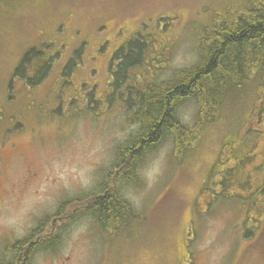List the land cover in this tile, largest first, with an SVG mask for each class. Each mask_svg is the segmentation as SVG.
I'll return each mask as SVG.
<instances>
[{"label":"rangeland","instance_id":"rangeland-1","mask_svg":"<svg viewBox=\"0 0 264 264\" xmlns=\"http://www.w3.org/2000/svg\"><path fill=\"white\" fill-rule=\"evenodd\" d=\"M237 2L0 0V260L5 248L27 235L42 218L93 190L115 162L116 145L135 128L118 101L101 115L53 113L49 105L55 78L46 75L41 84L28 83V77L35 76L38 57L30 59L23 74L15 72L27 48L43 39L54 40L57 33L59 38L75 41L91 38L93 27L99 25L100 33L107 30L100 25L104 23L113 31L123 22L131 35V29L141 26L139 20L156 18L162 29L166 27V33L157 38L162 42L170 36L171 42L149 65L156 81H167L175 70L196 61L203 26L227 4ZM112 34L109 39L122 36ZM160 45L156 42V47ZM94 67L91 76L100 74L101 79L102 69ZM98 89L108 90L103 85ZM68 95L66 88L62 100ZM242 113L243 108H237L226 120L229 126L222 140L241 135L234 127ZM178 115L185 125H192L195 101L184 102ZM211 143L206 137L194 157L180 160L172 157L170 137L164 138L139 162L142 181L122 190L141 215L136 227L108 236L90 217H77L61 228L57 250L37 253L33 264H264V209L257 211L258 221L249 228L246 206L234 198L207 206L210 196L200 190V184ZM245 228L251 235L245 236Z\"/></svg>","mask_w":264,"mask_h":264},{"label":"trees","instance_id":"trees-1","mask_svg":"<svg viewBox=\"0 0 264 264\" xmlns=\"http://www.w3.org/2000/svg\"><path fill=\"white\" fill-rule=\"evenodd\" d=\"M137 23L145 27L141 30L137 25L131 35L125 32L123 22L113 31L107 23L100 24L107 27L101 33L97 25L92 28L91 38L76 41L59 38L57 33L58 38L43 39L44 43L40 40L23 54L15 70L21 74L30 59L38 57L33 68L35 76L28 77L29 84H41L46 75L48 79L55 78L49 105L53 113L72 117L80 112L101 115L118 101L135 128L116 145L115 162L98 185L61 204L27 235L9 244L0 264H33L37 253L57 250L61 228L80 216L90 217L108 236L136 227L141 215L122 190L142 181L137 171L139 162L166 137L172 140V157L180 160L194 157L206 137L212 142L200 184V190L210 196L207 206L221 198H234L231 200L246 206L249 228L258 221L257 211L261 209L263 213L264 0H238L215 13L211 23L202 28L196 61L175 70L167 81H156L149 65L155 60L153 56L163 54L154 50L156 40L159 44L171 42L170 38L164 37L162 42L157 38L166 32V27L163 31V24L156 18ZM112 33L122 36L109 39ZM94 66L102 69L101 79L100 74L91 76ZM101 85L108 88L106 93L97 91ZM66 88L69 95L63 101ZM190 99L195 101L196 115L192 125L187 126L180 120L178 109ZM237 108H243V113L234 130L241 135L222 140L229 126L225 122ZM70 204L73 207L67 212ZM249 228H245V236L251 235ZM187 253L184 247L185 259Z\"/></svg>","mask_w":264,"mask_h":264},{"label":"flooded vegetation","instance_id":"flooded-vegetation-1","mask_svg":"<svg viewBox=\"0 0 264 264\" xmlns=\"http://www.w3.org/2000/svg\"><path fill=\"white\" fill-rule=\"evenodd\" d=\"M166 33V32H165ZM168 38H170V36L168 37ZM167 38V39H168ZM84 39V38H83ZM156 42H157V40H156ZM42 43H44V40H42ZM170 46V44H161L159 47H155L154 48V50L156 51V50H158V51H160L161 53H163L162 51H167V49H168V47Z\"/></svg>","mask_w":264,"mask_h":264}]
</instances>
